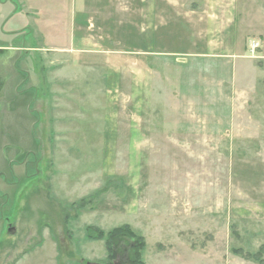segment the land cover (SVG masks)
Instances as JSON below:
<instances>
[{"label": "rangeland", "instance_id": "1", "mask_svg": "<svg viewBox=\"0 0 264 264\" xmlns=\"http://www.w3.org/2000/svg\"><path fill=\"white\" fill-rule=\"evenodd\" d=\"M85 11L0 54V264H264V0Z\"/></svg>", "mask_w": 264, "mask_h": 264}, {"label": "crops", "instance_id": "2", "mask_svg": "<svg viewBox=\"0 0 264 264\" xmlns=\"http://www.w3.org/2000/svg\"><path fill=\"white\" fill-rule=\"evenodd\" d=\"M87 1L0 0V54L3 53L4 48L8 49V47H4V44L8 42L12 46L11 48L15 49L13 42L21 38L25 40L26 35L30 33L32 36L36 33L44 35L45 32L47 36H50L49 28L88 25L89 16L85 11ZM95 1L98 0H89V3L94 4ZM25 31L29 32L26 33ZM8 51L11 52V50ZM43 250L44 245L42 244L32 252L33 254L24 255L15 264H33L34 261L30 257L33 255L35 258L42 255H48V259L53 257L49 252L39 254Z\"/></svg>", "mask_w": 264, "mask_h": 264}, {"label": "trees", "instance_id": "3", "mask_svg": "<svg viewBox=\"0 0 264 264\" xmlns=\"http://www.w3.org/2000/svg\"><path fill=\"white\" fill-rule=\"evenodd\" d=\"M123 180L121 179V182ZM107 186L106 188H104V190H107V187L110 186V184H112L111 181H108L107 183ZM100 193L99 192H96L92 194V196H90V198H83L79 204L75 203L71 206H74L76 207V209H81L83 208L87 203H91L93 199H95L97 197V195H99ZM67 208V207H66ZM92 229H94V227H87V238L90 239H102L104 237H106V245H107V250L110 251V252H113L116 254V252L119 251V247L118 244L122 243V242H125L128 241L129 242V245L131 246L132 249H134L136 251L137 254L140 253L141 249L143 247H145V242L136 236V234L131 230V228L128 226V225H122V226H119L117 228H114L112 229L111 231L109 232H104L102 230H100V233H94L92 231ZM131 237V239H130ZM131 241V242H130ZM136 241V243H135ZM138 241H140L138 243ZM113 246V248H112ZM128 248V247H127ZM113 249V251H111ZM257 257V256H255ZM258 259V257H257ZM264 263V262H263Z\"/></svg>", "mask_w": 264, "mask_h": 264}, {"label": "water", "instance_id": "4", "mask_svg": "<svg viewBox=\"0 0 264 264\" xmlns=\"http://www.w3.org/2000/svg\"><path fill=\"white\" fill-rule=\"evenodd\" d=\"M87 264H95V263L88 262Z\"/></svg>", "mask_w": 264, "mask_h": 264}]
</instances>
